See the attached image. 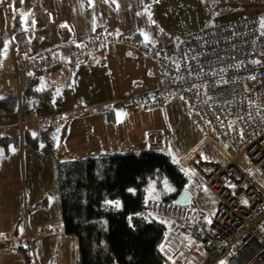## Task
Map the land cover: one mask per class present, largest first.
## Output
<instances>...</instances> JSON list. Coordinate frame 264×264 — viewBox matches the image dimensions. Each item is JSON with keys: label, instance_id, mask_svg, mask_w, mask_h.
Wrapping results in <instances>:
<instances>
[{"label": "built area", "instance_id": "obj_1", "mask_svg": "<svg viewBox=\"0 0 264 264\" xmlns=\"http://www.w3.org/2000/svg\"><path fill=\"white\" fill-rule=\"evenodd\" d=\"M249 1L264 7V0ZM263 16L264 8L260 15L243 16L184 35L173 58L152 57L165 75V84L121 99L138 103L145 111H164L166 104L181 100L189 113L212 128L218 145H226L235 154L214 162L191 151L184 160V167L196 179V189H208L217 198L216 211L209 218L190 207L146 202L144 214L167 224V237L160 248L170 264H206L218 258H224L226 264H264ZM108 43L138 49L132 35L112 39L97 35L77 45L58 44L39 54L16 57L12 71L17 76H38L74 63L89 50ZM141 48L143 55H151L149 45ZM56 116L49 120L56 121ZM33 120L45 123L33 109L20 110L16 125L22 127ZM157 140L162 147L161 136ZM237 159L245 161L247 168L239 167ZM104 207L116 212L122 203L109 199ZM191 240L207 254L206 262L192 254Z\"/></svg>", "mask_w": 264, "mask_h": 264}, {"label": "crops", "instance_id": "obj_2", "mask_svg": "<svg viewBox=\"0 0 264 264\" xmlns=\"http://www.w3.org/2000/svg\"><path fill=\"white\" fill-rule=\"evenodd\" d=\"M159 1L162 3L164 0H0V36L8 34V41L5 44L7 47H4L0 59V98L13 93L20 94L32 80L27 75H19L17 78L11 71L16 57L42 53L58 44L77 45L97 35L121 37L137 34L142 40V45H145L149 42L148 40H152L151 27L161 8V3L158 5ZM15 22L21 27L18 31H12ZM107 46L110 44L105 45L102 50L94 51L73 65L64 64L52 72H42L35 80L39 81L41 88L48 89L52 86L59 88L65 81L69 82L66 72L69 73L70 70L80 67L88 60L92 61L93 55L105 51ZM165 82V78H157L155 86L160 85L161 87ZM113 95V98H110L112 95L109 91L104 99H99L96 103L89 102L86 106H83L79 97L70 98L69 104L59 108L62 110H52L51 107L47 109L43 106L46 102L36 105V101L32 108L39 116L61 114L57 118L59 127L54 148L47 149L44 145H40L38 149L33 150L22 143L18 146L9 145L7 148L0 146V237L3 241L0 243V264H24L21 256L13 249L19 242L30 244L31 248L33 247L32 255L35 264H77L78 262L77 238L64 234L61 219H56V217L40 219L34 216V213L32 215L29 213L28 220L25 221V214H28L30 210H37L40 207L49 208L59 202L56 178L53 183L50 180L49 183L43 182L40 185L33 178L35 172L33 163L30 167V174L27 172L28 167L25 169L28 160L48 159L57 169L61 161L95 157L100 153L117 154L115 139L126 140V142L131 139L134 142L133 145L141 149L128 153L158 148L157 141L153 144L143 138V141L139 142L129 134L144 135L141 134V123L137 121L134 109H130L134 112L133 114L130 110L128 114H124L123 123H127L126 127L117 128L115 122L117 118L121 119L119 109L121 105L112 107L118 95L114 89ZM177 102L183 103L181 100L174 103ZM183 106L188 113L185 104ZM161 111L164 114L165 110ZM82 112L87 113L91 119L98 116L100 121L97 123L92 120L84 121L81 123L83 128H78L72 134V130L76 129L80 123V121L75 122L77 121L75 117L83 119ZM17 114L18 111L8 114L0 110L1 135L12 136L25 131L36 136L45 126L35 121L20 128L15 125ZM109 114H112V122L108 120ZM159 134H163L164 139L170 137L169 132ZM60 143L66 146L60 149ZM70 143H73V146H69ZM172 143L175 144V142ZM128 145L127 143V147ZM163 147L162 143L160 148ZM167 148L171 151L169 140ZM77 149L76 155L75 150ZM176 151L178 152L171 156L178 162L181 155L190 152V146L185 149L177 148ZM180 167L187 177L191 175L187 168ZM185 189H188V186ZM193 200L194 197L191 194V201ZM198 200L194 201L200 205L201 201ZM183 207L192 208L191 206ZM21 216L24 217V225L16 230V222ZM67 238H71L69 256L63 255L65 250L61 251ZM56 254H59L57 259H55ZM208 263L226 264L224 258L213 259Z\"/></svg>", "mask_w": 264, "mask_h": 264}, {"label": "rangeland", "instance_id": "obj_3", "mask_svg": "<svg viewBox=\"0 0 264 264\" xmlns=\"http://www.w3.org/2000/svg\"><path fill=\"white\" fill-rule=\"evenodd\" d=\"M160 3L161 2L159 1L158 5ZM263 8L264 7L260 4L249 0H164L161 3L160 11L157 12V19L152 23V40H148L149 42L145 43L149 45L151 51L150 56L143 55V52H140L142 48L138 45V49L134 47L129 49L127 45L123 46L124 44L112 45L108 43L106 45L110 44V46H107L105 51L94 54L92 61L88 60L89 63L85 62L80 65V67L70 70L69 73L66 72V74H68L69 82L67 83V81H65L64 84L57 88L53 100L50 103L43 104V106L47 107V109L48 107H51L52 110H62L59 108H63L66 104H69L70 98L72 99L76 97H79L83 106H86L89 102L96 103L98 102L97 100L104 99L108 96L109 91L112 95L110 98H113L114 89L118 95L117 99L113 101L112 107H115V105H121V107H119L121 110V119L117 118V121L115 122L117 128L126 127L127 123H123L125 118L124 114H128L130 109H134L136 111L135 117L137 121H140L141 123V134L143 133L144 135L129 134L139 142H142L143 138H146L149 143L152 142L153 144H155L157 137L161 136L160 143L162 142L164 147L161 149L157 140L156 145L158 148L147 149L146 151H158L171 156V154L178 152L176 151L177 148L185 149L190 146V152H198L208 161L220 162L225 159L226 156H235L232 150L225 149L224 146L220 147L217 144V139L209 125L202 122L191 112L188 114L189 112L187 113L183 103H174L179 100L167 104L163 114L161 110H149L146 112L138 103L124 102L121 99L127 94H139L160 86H155V81L157 78H165V75L160 72L152 57L153 55H156L173 58L177 53L178 46L184 35L214 24L218 25L231 20L233 21L243 16L253 14L260 15L263 13ZM263 28L264 16L260 18L261 37L264 36V33H262ZM105 36L109 37V35ZM112 37L116 36L111 35V39ZM6 47L7 45L5 48ZM103 48L104 46L102 48L89 50L86 55L78 58V60L85 58L87 55H91L94 51L102 50ZM67 65H73V63L71 62ZM26 75L31 77L32 80L35 78L34 75ZM15 76L18 78L17 75ZM41 102L42 101H37L36 105ZM38 107L41 106L38 105ZM130 112L132 114L134 113L131 110ZM81 116L83 117L81 120L78 116L75 117V120H77L75 122L80 121V123H78L76 129L72 130V134H74L78 128H83V124L81 123L84 121L87 122L92 120L95 121V123L100 121L98 116L91 119L85 112H82ZM51 121L52 120H48L43 123V125H48ZM51 125L57 126L59 125V122L53 120ZM160 132H169L170 137L164 139V135L159 134ZM168 140L171 144V151L167 148ZM171 141L175 142V144ZM115 142V145L117 146V154H127L130 151L141 150L133 145L134 142L131 139L127 142L126 140L119 141L118 139H115ZM127 143L129 144L128 147ZM64 146L66 145L60 143L59 148L61 149ZM69 146H73V143H70ZM77 151L78 149L75 150L76 155ZM189 155L190 153L181 155L177 163L184 167V160ZM32 163L35 166L33 178L40 185H42L43 182L49 183L50 180L52 183L55 182L56 168L50 160H28V164H25V169L28 167L27 172L29 174ZM236 163L242 169L247 168V164L241 159H237ZM188 179V190L193 195L194 200L199 199L201 201V204L198 205L193 200L190 206L193 209L206 213L209 218V216L215 213L217 208L218 201L216 196L208 189H196V180L193 176L189 175ZM172 191V186L165 180L159 191L154 188L153 184H150L146 199L147 201L153 200L163 202V198ZM29 213L31 215L34 213L33 215L38 216L40 219H50L55 217L56 219H61L59 202L55 205H51L49 208L40 207L37 210H30L28 214H25V221L28 220L27 215H30ZM70 239L71 238H67L66 243H63L62 245L61 251L65 250L63 255L69 256L70 254ZM190 244L191 246H194L192 254L197 259L204 261L207 258V254L199 249L195 241L191 240ZM57 248L58 247H56V249ZM57 256H59V254H56L55 259H57Z\"/></svg>", "mask_w": 264, "mask_h": 264}, {"label": "trees", "instance_id": "obj_4", "mask_svg": "<svg viewBox=\"0 0 264 264\" xmlns=\"http://www.w3.org/2000/svg\"><path fill=\"white\" fill-rule=\"evenodd\" d=\"M20 28L15 22L12 31ZM133 37L135 44L144 46L139 35ZM7 41V34L0 36V59ZM56 90V86L44 89L39 81L31 80L20 94L0 98V110L14 114L20 109H31L36 101L50 103ZM111 115L109 121H112ZM58 127L45 125L36 136L25 131L12 136L0 134V146L7 148L22 143L33 150L40 145L53 149ZM164 180L173 188L163 198L164 202L173 203L176 195L189 185L180 165L169 154L158 151L100 153L59 162L56 182L61 222L64 234L77 238V264H170L160 248L167 237V224L144 214L150 184L159 191ZM109 199L120 200L121 210L107 211L104 203ZM24 222L21 216L16 230ZM13 249L24 264H35L29 245L19 242Z\"/></svg>", "mask_w": 264, "mask_h": 264}, {"label": "water", "instance_id": "obj_5", "mask_svg": "<svg viewBox=\"0 0 264 264\" xmlns=\"http://www.w3.org/2000/svg\"><path fill=\"white\" fill-rule=\"evenodd\" d=\"M226 149L227 146H224ZM173 203L178 206H190L192 204L191 201V193L188 189L181 190L173 200Z\"/></svg>", "mask_w": 264, "mask_h": 264}, {"label": "bare ground", "instance_id": "obj_6", "mask_svg": "<svg viewBox=\"0 0 264 264\" xmlns=\"http://www.w3.org/2000/svg\"><path fill=\"white\" fill-rule=\"evenodd\" d=\"M11 71H12V70H11ZM12 72H13V71H12ZM13 73H14V72H13ZM14 75H16V74H14ZM38 76H40V75H38ZM38 76H35V78H37ZM35 78H34V79H35ZM20 110H21V109H20ZM20 110H18L17 120H16V122H15V125H16V123H17V121H18V116H19V111H20ZM35 113H36V112H35ZM36 115H37V113H36ZM55 115H57V116H56V121H58L57 118L60 117L61 114H55ZM37 116H38V115H37ZM38 117H40V116H38ZM50 118H51V115H50V114H49V115H46V116L44 117V121L46 122V121H48ZM33 121H34V122H35V121H39V122H41L40 120H33ZM31 122H32V121H30V122H28V123H31ZM52 122H53V120L50 122V124H48V126H51V123H52ZM28 123H27V124H28ZM25 125H26V124H25ZM16 126H17V125H16ZM18 127H19V126H18ZM22 127H23V126H22ZM20 128H21V127H20ZM58 198H59V197H58Z\"/></svg>", "mask_w": 264, "mask_h": 264}]
</instances>
